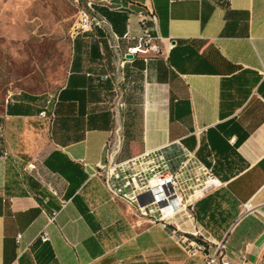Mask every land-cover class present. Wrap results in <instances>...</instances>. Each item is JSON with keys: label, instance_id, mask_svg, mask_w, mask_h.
<instances>
[{"label": "crops", "instance_id": "0c3cea01", "mask_svg": "<svg viewBox=\"0 0 264 264\" xmlns=\"http://www.w3.org/2000/svg\"><path fill=\"white\" fill-rule=\"evenodd\" d=\"M109 1L96 5L123 4L120 33L139 35L131 3ZM137 1L156 16L147 26L162 52L128 64L118 160L181 145L212 166L224 184L195 205L208 249L191 256L169 227H138L97 173L113 93L111 48L103 56L92 30L73 39L49 140L40 112L50 99L20 92L0 114V264H204L219 241L234 264L243 254L264 264V0Z\"/></svg>", "mask_w": 264, "mask_h": 264}, {"label": "built area", "instance_id": "2783aa9c", "mask_svg": "<svg viewBox=\"0 0 264 264\" xmlns=\"http://www.w3.org/2000/svg\"><path fill=\"white\" fill-rule=\"evenodd\" d=\"M92 9L94 10L93 6ZM137 15L142 28L141 35L136 45H129L127 51L122 53L123 76L120 85L112 80L113 97L110 111L115 127L106 141V159L98 164L97 173L102 176L110 197L124 203L131 214L138 218V227L148 228L161 223L170 228V235L176 243L189 255L196 256L208 249L209 239L197 226L195 205L200 199L222 187L224 182L215 175L211 166L199 159L195 151L181 145H166L119 161L123 136L118 134L112 137L124 123L122 119V111L126 107V91L122 87L124 64L131 60L126 58V54L142 56L145 60L160 54L157 53L160 46L147 26V21L156 19V16L153 12L145 10L138 11ZM83 22L85 27L88 26L86 13ZM124 38L130 40L133 36L127 32ZM40 116L51 118L54 116V109L51 110L47 106L41 111ZM28 167L31 170L37 169L35 163L28 164ZM244 208L245 211H250L252 204L248 202ZM177 217L182 219L180 224L175 223ZM21 236L18 234V242ZM39 236L42 241L50 239L47 231H43ZM204 264H234L224 241L215 243V247L206 255ZM240 264L257 263L250 261L243 254Z\"/></svg>", "mask_w": 264, "mask_h": 264}, {"label": "rangeland", "instance_id": "374dc122", "mask_svg": "<svg viewBox=\"0 0 264 264\" xmlns=\"http://www.w3.org/2000/svg\"><path fill=\"white\" fill-rule=\"evenodd\" d=\"M96 4L112 6L109 0H0V114L7 101L20 92L42 95L51 100L49 108L54 109L69 71L73 39L79 32L93 30L94 25L108 33L111 78L120 85L122 50L110 24L92 9ZM140 35L128 40V45H136ZM161 52L160 48L157 53ZM126 108L127 100L123 126L112 137L124 135ZM53 122L54 116L44 118L42 136L47 140ZM0 131L4 134L3 127Z\"/></svg>", "mask_w": 264, "mask_h": 264}, {"label": "trees", "instance_id": "16d2710c", "mask_svg": "<svg viewBox=\"0 0 264 264\" xmlns=\"http://www.w3.org/2000/svg\"><path fill=\"white\" fill-rule=\"evenodd\" d=\"M128 1L131 3V6H133L137 11H140V10L148 11L147 9H145L143 7H140L139 1H137V0H128ZM114 6L115 7H113L112 9H108L107 7L102 6V5H93V8H94V11L97 14H99L101 17H103L104 19H106L107 22L110 24L113 32L119 38V45L121 47L122 53L124 54L127 51V48H128L127 47L126 50L123 49V40H125V38H124L125 33H120V31H119V29L117 27V24L126 25V21H127V18H128V12H129V10H127L128 11L127 12L124 9L123 4H120L117 1L115 2V5ZM118 6H122V7L121 8H117ZM93 30L97 34V39L93 43V46H95L98 49L99 52H100V49H102L101 50V51H103L102 55L107 57V51L110 48V44H109V41H108V33L103 28H101L100 26H97V25H94ZM87 31H92V30H86L84 32H87ZM77 38H78V34L74 38V46L76 45ZM136 57H138V56H135L131 60H127L125 62V64H124V81L122 83V87L125 89L126 92L128 90V86H127V84H128V73H127L128 64H129V62H135ZM142 59L144 61H148L149 60V59L148 60H145L144 57H142ZM50 103H51V100H49L46 103V105L44 106V108L47 107V106H49ZM55 104H56V101L54 103V106H55ZM212 169H213V167H212ZM38 240L41 241L40 236L38 237ZM43 242H45V241H43Z\"/></svg>", "mask_w": 264, "mask_h": 264}, {"label": "water", "instance_id": "95a60500", "mask_svg": "<svg viewBox=\"0 0 264 264\" xmlns=\"http://www.w3.org/2000/svg\"><path fill=\"white\" fill-rule=\"evenodd\" d=\"M126 58H127V59H133L134 56H133L132 54H126Z\"/></svg>", "mask_w": 264, "mask_h": 264}, {"label": "bare ground", "instance_id": "6f19581e", "mask_svg": "<svg viewBox=\"0 0 264 264\" xmlns=\"http://www.w3.org/2000/svg\"><path fill=\"white\" fill-rule=\"evenodd\" d=\"M86 17H88L87 15H86ZM88 21V18L86 19V22Z\"/></svg>", "mask_w": 264, "mask_h": 264}]
</instances>
